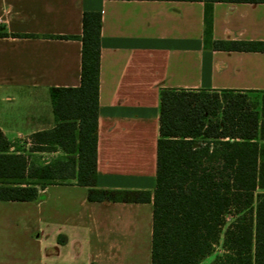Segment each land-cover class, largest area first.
<instances>
[{
  "label": "crops",
  "instance_id": "obj_1",
  "mask_svg": "<svg viewBox=\"0 0 264 264\" xmlns=\"http://www.w3.org/2000/svg\"><path fill=\"white\" fill-rule=\"evenodd\" d=\"M85 12L102 14L97 188L153 200L161 91L264 94V52L212 42H264V4L215 3L210 41L203 2L0 0V130L22 149L56 127L50 89L81 85ZM88 191L72 179L34 202L0 201V264H152V200L90 202Z\"/></svg>",
  "mask_w": 264,
  "mask_h": 264
},
{
  "label": "trees",
  "instance_id": "obj_2",
  "mask_svg": "<svg viewBox=\"0 0 264 264\" xmlns=\"http://www.w3.org/2000/svg\"><path fill=\"white\" fill-rule=\"evenodd\" d=\"M203 2L211 41L215 3L264 0H158ZM102 14L85 12L79 87L50 89L56 127L31 135L26 150L0 130V201L34 202L40 190L76 179L90 202L148 203L147 191L96 185ZM0 36H8L0 33ZM68 38V37H61ZM216 50L264 52V42L212 41ZM248 91L163 89L152 264H264V100ZM13 149V150H12ZM62 150L66 159L42 165L33 152Z\"/></svg>",
  "mask_w": 264,
  "mask_h": 264
},
{
  "label": "rangeland",
  "instance_id": "obj_3",
  "mask_svg": "<svg viewBox=\"0 0 264 264\" xmlns=\"http://www.w3.org/2000/svg\"><path fill=\"white\" fill-rule=\"evenodd\" d=\"M249 98L250 100L258 107V109H261V105L263 103V100H264V94H249ZM16 146L18 147V144H16ZM20 147H23L24 145L23 144H20L19 145ZM26 150V148L24 149ZM28 151L26 150V153ZM70 181V180H69ZM67 181V182H69ZM264 190L263 189H260L259 192H263ZM222 253V247H221V243L219 244V246H217L215 248V251L213 253V255L211 257H209L208 259H206L202 264H209L211 263L215 256L218 255V254H221Z\"/></svg>",
  "mask_w": 264,
  "mask_h": 264
}]
</instances>
